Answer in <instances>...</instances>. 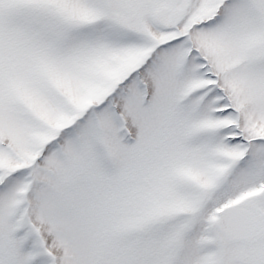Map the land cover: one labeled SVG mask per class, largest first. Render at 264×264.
Segmentation results:
<instances>
[{"label": "snow or ice", "instance_id": "obj_1", "mask_svg": "<svg viewBox=\"0 0 264 264\" xmlns=\"http://www.w3.org/2000/svg\"><path fill=\"white\" fill-rule=\"evenodd\" d=\"M0 264H264V0H0Z\"/></svg>", "mask_w": 264, "mask_h": 264}]
</instances>
